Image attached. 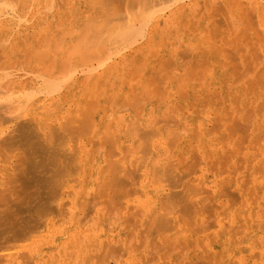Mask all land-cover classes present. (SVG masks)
<instances>
[{"label":"bare ground","instance_id":"obj_1","mask_svg":"<svg viewBox=\"0 0 264 264\" xmlns=\"http://www.w3.org/2000/svg\"><path fill=\"white\" fill-rule=\"evenodd\" d=\"M79 1L0 0V51L4 52V57L14 53V48L21 43L24 45L27 42L23 41V35H28L25 33L28 25L25 14L29 2L38 8V12L52 13L56 18L54 23L62 25L65 23L63 21L70 20L69 24L73 23L77 27L85 25V30L80 29V33L84 34L81 35L82 38L80 36L81 40L78 38L77 41L76 38L74 41L80 49L76 44L73 49L79 51L81 57L79 54L78 56L82 59L77 57L79 63L69 66L67 58L70 56H64L68 64H58V70L61 71L59 73L57 70L59 74H54L56 78H43V82L38 84L37 81L14 77L8 71H0V264H111L110 261L116 264H145L147 259L152 263V258H149L151 255L147 257V254L135 253L144 246V238L141 241L138 238V233H142L143 229H146L144 237L152 240L149 245L152 246L153 241L154 245L158 244V247L155 245L158 253L166 248L164 254L167 255L168 247L171 251H179L180 248L182 251L184 248L185 252L193 249V252L187 251L186 255L181 253L182 257L179 255L177 258L180 262H185V256L189 255V258L194 259L189 261L191 264H264V141L257 137L258 140H254L255 136L252 139V132H248L250 126L245 125L244 121L243 127L242 122L239 124L237 119L235 130L241 132L242 127H246L245 132L241 133L242 144L239 142L241 155L238 158L234 152H229L227 157L224 156L229 146L224 138L227 136H220L219 139L210 136L214 129L217 133V127L222 129L221 125L216 121L217 124L214 121V125L209 124L208 113L200 114L199 107L197 110L191 105L192 101L183 100L186 93L189 97L197 93L196 86H191L197 81H194L197 67L193 62L195 70L191 67L188 69L194 72H183L176 57L181 45L176 47L174 40L169 43L166 32L171 18L181 20L180 11H186L184 1L187 0H82L80 4ZM237 3L238 1L235 2L237 7L243 6L242 2ZM258 3L257 0L254 1V4ZM211 5L214 10H220L219 13L212 11V21L218 26L213 25L212 36L207 34L210 30L202 28L201 22L205 17L202 13L203 6H200L194 21L190 20L187 25L189 28L192 25L194 31L199 32V42L193 41L191 48L182 52L184 59L189 55L195 56L197 53H191L196 49H205L204 44L214 43V39L209 40L210 37H221V42L225 39L228 43L232 41L230 44L233 39L237 41L240 37L238 32L235 33L238 37L234 35L236 39L228 32L233 20L223 17L226 7ZM248 7L247 13L242 10L243 15L238 9V19L242 18L241 24H246L245 34L243 33L245 38L249 28H256L257 33L253 31L255 35L264 36V12H253L252 15L253 7L250 10ZM225 12L227 15V11ZM210 13L207 15L212 16ZM220 13L222 16L219 17L228 21H220L217 16ZM218 21L222 27L225 26L223 31ZM111 22L114 23L109 27ZM45 28L39 30L47 33ZM71 28H66L68 32L60 29L65 31L59 32L63 34H58L59 39L55 36L56 40L49 35L50 40H44L45 36L40 34L46 49L42 50V44L40 49L43 52L36 47L34 48L39 53L30 48V51L37 53L34 52L35 57L31 55L29 60L36 59L38 54L37 59L42 58L41 55L45 59L49 41H56V45L51 41L52 48L56 49L55 46L61 42L64 34H73ZM192 28L190 31H193ZM226 34L228 38L225 37ZM84 36L93 37V40L97 37L96 41L101 38V44L105 42L106 45H100L95 53V46L90 48V41ZM30 38L32 36L29 40ZM82 40L85 42H81ZM223 42L225 43L224 40ZM84 43L85 47L82 46ZM61 44L56 50L52 49L53 53L58 52ZM71 44V51L68 53L74 54ZM26 47L29 51V45ZM217 47L214 48L218 50V56L224 57L226 54L227 60L223 64L232 63L233 54L230 55L227 49L226 53L221 49L224 52L222 56ZM245 47L243 46L244 49ZM243 48L240 45L239 51ZM207 49L203 50L204 53L208 52ZM212 51L209 53L217 55L216 51ZM204 53L199 55L204 56ZM98 54L100 57L96 61L92 56L97 57ZM29 55L27 53V59ZM59 56L57 55L58 58ZM218 56L213 59L216 58L219 63L225 61L222 58L220 62ZM259 56L261 58L258 55V59ZM51 58L48 59L49 62L54 63V58L50 61ZM92 59L96 61L95 65L91 63L94 61ZM180 59L181 62L184 60ZM204 59L198 60V64L202 63L198 69L203 64L204 68H208L205 65L210 63ZM50 64L43 66L47 68L46 71L43 68L44 71H39L51 74L54 64ZM249 65L245 66L246 71L249 70ZM35 68L33 67L34 70ZM147 68L152 71L151 74ZM204 68L201 70L203 74H200L202 77ZM208 73L212 77L217 74V70H209ZM259 75L256 74V81L252 78L254 83H260L262 77ZM171 77L176 81L178 78L182 79L180 83L185 87H181L187 88L184 92L180 87L184 94H180L181 90L178 94L184 96L175 98L174 90L165 85V80ZM212 82L215 83V79ZM180 83L177 81L178 85ZM253 87L251 86L252 89ZM177 90L179 86L176 93ZM231 95L235 100L238 94ZM246 122L249 123L250 120ZM230 125L228 124L229 127ZM222 134L224 135V129ZM200 161L202 166L199 165ZM182 163L185 165V173L184 169L183 173L180 172ZM180 185L183 188L177 191L176 188H180ZM164 189L169 192L160 196L159 191ZM260 190L262 195L260 192L258 202L253 203L258 198L255 193ZM249 199H252L251 202ZM104 209L105 212L114 211V218L115 214H119L117 222L109 223L111 212H107V217ZM129 229L138 241L134 243L131 235L132 244L128 247V243L120 240L119 235L125 234ZM150 248L147 250L152 251ZM152 257L162 258L160 254ZM186 261L188 262V258ZM155 262L159 263L158 260ZM169 262L173 264L170 259ZM187 262L184 264H188ZM179 263L177 261L176 264Z\"/></svg>","mask_w":264,"mask_h":264},{"label":"rangeland","instance_id":"obj_2","mask_svg":"<svg viewBox=\"0 0 264 264\" xmlns=\"http://www.w3.org/2000/svg\"><path fill=\"white\" fill-rule=\"evenodd\" d=\"M84 1V0H83ZM82 0H80L79 1V4L81 3V2H83ZM152 1V0H151ZM153 1H155V0H153ZM202 1V2H201ZM224 1H225V3H224ZM230 0H228L227 2H229ZM233 3H232V2ZM230 2H231V4H233L232 6H231V4H230V2L227 4V2H226V0H187V1H184V4H186V11H180V14H182V18H181V20H179V19H176V17H173V18H171L170 19V21L168 22V28H167V32H166V35H167V38H168V40L167 41H169V43H172V42H174L175 43V45H176V47H178L179 46V44L181 45V46H179L180 48H178V50H179V52H177L179 55H177L176 57H177V59L180 61L179 63H180V66L181 67H183L182 68V70L184 69V71L183 72H185L186 70H189L188 69V67L190 68H194L195 66L197 67V70H195V68L193 69V70H195V74H197V76H193L194 77V81L195 80H197V81H195V82H193L192 84H191V86L192 85H195L196 86V92L197 93H195V95L197 96H195V95H192V96H188L187 95V93H186V95H185V97H182V96H184V95H180V94H182L183 93V91L181 90V88L183 87V85L180 83V79L178 80L177 79V81H178V83H180V85H178L177 84V81H176V79H172V77L169 79H166L165 81H167V82H165V85L166 86H168V87H170L172 90H174V96H175V98L176 97H182L183 98V100L185 101V102H188V101H192V103L193 104H191V105H193L192 107L193 108H195V109H197L198 110V107H199V111H200V114H203V113H208V118H209V124H211L213 121L215 122H217V123H219V126L221 125V127H222V129H224V135L222 134V129L221 128H219V127H217V128H219V129H217L216 128V131H217V133H215V127L213 128L214 130L211 132V138L212 137H214L213 139H215V137H216V139H219V137L220 138H222V137H224V136H227V138L226 137H224L225 139H226V141H228V144H229V146L227 147V149H226V153L224 154V156H226L227 157V153H229V152H234V154L239 158V156L241 155V147H240V145L242 144L240 141H241V139H242V137H241V133L243 132H245V129H246V127L243 129V127H244V124H243V122L245 123V125H249L250 126V128L252 129H250L248 132H252L251 133V137H252V139H253V137H254V140H256L257 138H259V140L260 141H264V107H262V106H264V104H262V103H264V83H262V82H264V68H262V67H264V41H261V40H264V36H262L261 37V35L259 36V34H256L255 35V33L253 32V31H255L256 32V28L255 29H248L247 31L250 33H246V34H248L249 35V37H248V35H247V38H245V27H244V24H241L242 22H240V20L242 19H238L239 17V13L240 12H238V9H239V11H241L242 12V10L244 9V12H246V10H247V7H248V9L250 10V7H253L252 9H251V11H252V15H254V13L253 12H255V14H257L258 12H261V10H262V12H264V0H257L259 3H258V5L257 4H254V1L255 0H244V2H243V0H236V1H233V0H231ZM238 1V3L239 2H242L243 4H241V5H243V6H241L240 8L239 7H237V5L235 4V2H237ZM199 2H201V3H199ZM237 3V4H238ZM245 3V4H244ZM248 3V5H246ZM250 3V4H249ZM200 4V5H199ZM202 4V5H201ZM206 4V5H205ZM211 4H213V5H217V6H219V5H223L222 6V8H224V6L226 7L225 9V11H227V15H226V12L224 11L223 13H222V15H223V17L225 18V19H229V21L230 20H233V24H231V22H230V24H231V26L230 27H228L229 29H228V32H230V33H232V35L234 36V35H236L235 33H239L238 34V36H240V37H238L237 35V37H238V39H237V41L235 40L234 41V39L233 38H235V36L232 38L233 39V43L232 44H234V46L232 45V44H230L232 41H230V43H228L229 41L228 40H225V39H223L224 41H225V43L223 42V40H222V42H221V37H210V39L209 40H213L214 41V43L212 42V43H209V44H204V48L206 49V48H208L207 50H208V52H206L205 51V53H204V51L203 50H205V49H199L200 51H198V49H196V50H194L191 54H193V53H197L195 56H192V55H189V57L187 56V58L186 59H184L185 57L183 56V51L184 50H186V49H188L189 50V48H191V45H192V43H193V41H197V42H199V37H197V36H199L198 35V33L199 32H197V31H194V28H192L191 26H190V28H192L193 29V31L191 30L190 31V28H189V26H187V25H189L188 23H189V21L191 20V21H194V19H195V16H196V14H198L197 13V11H199L198 10V8L200 9L202 6V13L204 14V19H203V21L201 22V25H202V28L204 29V30H208V28H209V30H210V32H208L207 34H209L210 36H212L213 35V32H212V27H213V25H215L216 23H214L212 20L214 19V15H213V13L214 12H212L215 8L211 5ZM227 4V5H226ZM31 7H30V6ZM253 5V6H252ZM33 6H35L34 4H32V3H27V8H26V14L25 15H27V17H26V23L28 24L27 26H26V28H25V33L26 34H28V35H26V37H25V35H23L22 37H23V41H26L27 40V42H25L24 43V45L21 43L20 45H18L17 47H15L14 48V50H13V52L14 53H12V54H5L6 56L4 57V56H2V55H4V52H2V51H0V64H2V65H0L1 67V69H0V71H8L9 73H11L14 77H18L19 79H21V80H25V79H27V80H29V81H37L38 82V84L41 82H43V80H45L46 78H50V77H53V78H56L57 76H54V74L57 72V70H58V66L59 65H63V63L64 64H68L69 63V66L72 64V63H79V61L82 59V58H80L81 56H80V54L77 52V51H75V50H73L74 48H75V44L77 45V43H75L74 41H76L75 39L77 38V41H79V40H81V38H82V36L81 35H84V34H81L82 32H81V30H82V28L85 30V25H80L79 27H77V25H74L73 23L72 24H69L70 23V20L69 21H63V22H65L64 24H62L61 25V23L60 24H58V22H55V23H57V24H55L54 23V21H56V18H54V15L52 14V13H47V12H44V11H39L38 12V8L35 6V8L33 7ZM201 6V7H200ZM217 6H215V7H217ZM239 6H240V4H239ZM259 6H261L262 7V9L259 7ZM30 7V8H29ZM212 7H213V9H212ZM211 8V9H210ZM220 8H221V6H220ZM235 8H237V10L235 9ZM36 9V10H35ZM30 10V12H28ZM210 10H211V13H210ZM232 10V11H231ZM235 10V11H234ZM260 10V11H259ZM214 11H218V13L220 12V10H219V8H218V10H214ZM234 11V12H233ZM250 11V12H251ZM258 11V12H257ZM36 12V13H35ZM210 13V15H212V16H208L207 15V13ZM237 12V14H235ZM217 13V12H216ZM247 13V12H246ZM245 13V14H246ZM33 14V15H32ZM37 16H39V17H36V15ZM233 14H235V15H233ZM242 15H243V12L241 13ZM244 14V15H245ZM31 15V16H30ZM35 15V16H34ZM216 15V14H215ZM221 15V13H220V15H218L217 14V16L219 17V16H222ZM242 15H240L241 17H243L244 18V16H242ZM47 16V17H46ZM217 16H215V19L216 20H218L217 19ZM181 17V16H180ZM234 17V18H233ZM220 18V17H219ZM224 18H220L221 20L220 21H222L223 20V22L225 23V21H228V20H225ZM46 19V20H45ZM55 19V20H54ZM101 19H102V17H101ZM52 20H53V22H52ZM169 20V19H168ZM43 21V22H42ZM220 21H218L217 23H219L220 24V26H221V23H220ZM179 22V23H178ZM187 22V23H186ZM213 22V23H212ZM30 23V24H29ZM37 25H36V24ZM113 23L114 22H111V25H109V27L110 26H112L113 25ZM177 23L179 24V26L177 25ZM182 23H183V25H182ZM223 23V24H224ZM32 24H34V25H32ZM89 25H91V23H88ZM193 24H194V22H193ZM210 24H211V26H210ZM222 24V25H223ZM61 25V26H60ZM70 25H71V27L73 28V34L72 35H63L62 37H63V39H61V37H60V41L62 42V44H61V42H58V45L57 46H59V43L61 44L60 45V47H59V49H58V52L56 51V52H54L53 53V51H52V47H53V44H52V42L55 44V42L54 41H52V40H54L55 38L56 39H59V37H58V34L59 35H62V34H60L59 32H63V31H65V30H60V29H68L69 30V28H71L70 27ZM186 25V26H185ZM246 25V24H245ZM248 25V24H247ZM40 26H44V27H46L47 28V33L46 32H41L40 30H43L44 29V27H40ZM53 26V27H52ZM180 26H182V27H180ZM215 26H218V24L217 25H215ZM38 27V28H37ZM51 27V28H50ZM180 27V28H179ZM184 27H186V28H184ZM242 27V28H241ZM244 27V28H243ZM41 28V29H40ZM45 28V29H46ZM55 28V29H54ZM71 28V29H72ZM220 28H222V31L225 29V26L224 27H220ZM224 28V29H223ZM40 29V30H39ZM53 29V30H52ZM66 29V30H67ZM70 29V30H71ZM81 29V30H80ZM241 29V30H240ZM244 29V30H243ZM68 30L66 31V32H68ZM172 30V31H171ZM220 30V29H219ZM239 30V31H238ZM38 31V32H37ZM75 31V32H74ZM171 31V32H170ZM178 31V32H177ZM179 31H180V33H179ZM241 31V32H240ZM257 31H258V29H257ZM38 33V36H37V33ZM41 32V33H40ZM51 32V33H50ZM52 32H54V33H52ZM70 32V31H69ZM81 32V33H80ZM177 32V33H176ZM233 32H234V34H233ZM31 33V34H30ZM48 33H50V34H48ZM65 33V32H64ZM70 33H72V31L70 32ZM69 33V34H70ZM85 33V32H84ZM203 33V32H202ZM215 33V32H214ZM224 33H226V30L224 31ZM244 33V34H243ZM257 33V32H256ZM259 33H261L260 31H259ZM35 34H36V36H35ZM43 35V36H45L44 37V40H50V37L52 36L54 39H52L51 41H49V45L47 44V42H46V45H48L47 46V53L46 54H48L47 56H45V59H44V57H43V55H41L42 56V58L41 57H39V58H41V59H37V57L40 55V54H38V56L36 57V59L34 58L33 60L32 59H30L29 60V58H32V56H34L38 51H41V49H40V46H41V44H42V50H44V49H46V47H45V42H44V40H43V36H42V38H40L41 37V35ZM222 34V33H221ZM228 34V33H227ZM227 34H226V36L225 37H227L228 38V36H227ZM50 37H49V36ZM170 35H172V36H170ZM183 35V36H182ZM218 35V34H217ZM223 35V34H222ZM243 35V36H242ZM30 36H32V38H30V40H29V37ZM35 36V37H34ZM48 36V37H47ZM76 36H78V37H76ZM80 36H81V38H80ZM178 37V38H176V37ZM202 36V35H201ZM208 36V35H207ZM219 36H221V35H219ZM224 36H222V37H224ZM51 37V38H52ZM69 37V38H68ZM176 38V40L174 39V38ZM209 37V36H208ZM230 37H232L231 36V34H230ZM245 38V39H243V38ZM27 38V39H26ZM45 38H47V39H45ZM68 38V39H67ZM78 38H79V40H78ZM83 38H86L88 41H90V48H92L91 46L93 45V46H95V48H94V51H96L95 53H97L98 52V47L100 46V45H102L103 44V46H105L106 45V43L104 44L103 42H102V44H101V38L99 39V41L97 40L96 41V38L97 37H95V39L93 40V37H88V36H84ZM92 38V39H91ZM186 38V39H185ZM226 38V39H227ZM43 40V41H40V40ZM55 39V40H56ZM218 39H220V41L218 40ZM231 39V38H230ZM229 39V40H230ZM231 39V40H232ZM236 39V38H235ZM37 40H39L38 41V43L36 42ZM84 40V39H83ZM81 41V42H85V41ZM174 40V41H173ZM178 40V41H177ZM216 40V41H215ZM249 40V41H248ZM57 41H59V40H57ZM72 41V42H71ZM96 41V42H95ZM171 41V42H170ZM182 41V42H181ZM185 41V42H184ZM228 41V42H227ZM243 41H245V42H243ZM256 41V42H255ZM28 42H29V44H28ZM31 42H33V43H31ZM41 42V43H40ZM73 43V44H71V43ZM80 42V43H81ZM87 42V41H86ZM92 42V43H91ZM93 42L94 43H97L96 45H94L93 44ZM238 42V43H237ZM262 43V45H261V43ZM34 43H37L36 45L34 44ZM79 43V42H78ZM223 43V44H222ZM228 43V44H227ZM34 44V45H33ZM64 44H65V46H64ZM70 44L72 45V52H76L77 54H75V52H74V54L72 53V54H69L68 52H70L71 51V47L69 48V46H70ZM88 44V45H89ZM214 44V45H213ZM29 45V51H28V49H27V47L26 46H28ZM31 45V46H30ZM43 45H44V47H43ZM56 45V44H55ZM54 45V46H55ZM80 46H81V44H79ZM213 45V46H212ZM219 45V46H218ZM240 45L242 46V48H243V46H246L245 47V49L243 50L242 49V51L240 50L239 51V47H240ZM255 45H257V49H255ZM57 46H55V48L57 49L58 47ZM78 46V45H77ZM82 46H86L85 45V43H84V45H82ZM102 46V47H103ZM203 46V44H201V47ZM218 46V47H217ZM253 46H254V49H252L253 48ZM34 47H36V48H38V51L34 48ZM79 47V46H78ZM77 47V48H78ZM188 47V48H187ZM214 47H217L218 49H220V51H221V49H222V51H225V53H226V51L228 50V51H230V55H234V58H233V55L230 57V55H229V57L231 58V62L232 63H230V62H228V64L226 65H224L223 63H226V54L224 55V52H222V56L224 55V57H221V56H218V50H215L216 48H214ZM223 47V48H222ZM30 48H31V50L33 49V50H36V51H34L35 52V54L33 55V51H30ZM200 48V47H199ZM210 48V49H209ZM235 48V49H234ZM27 49V50H26ZM56 49H53V50H56ZM69 49V50H68ZM78 49H80V47L78 48ZM104 49V48H103ZM225 49V50H224ZM227 49V50H226ZM234 49V50H233ZM252 49V50H251ZM26 50V51H25ZM60 50V51H59ZM90 51H91V49H89ZM165 51H168L167 49H164ZM180 50H181V53H180ZM212 50H214V51H216L215 53L217 54V55H214V53L212 54V53H209L210 51H212ZM254 50V51H253ZM258 50V51H257ZM49 51V52H48ZM66 51H67V53H66ZM89 51V52H90ZM93 50L91 51V52H94ZM236 51V52H235ZM239 51V52H238ZM253 51V52H252ZM31 52H32V54H31ZM41 52H43V51H41ZM40 52V53H41ZM62 52V53H61ZM183 52V53H182ZM186 52H189V51H186ZM213 52V51H212ZM27 53H29L30 55L28 56V59H27ZM39 53V52H38ZM50 53V54H49ZM200 53H204V56L202 55V56H200L199 54ZM43 54V53H42ZM53 54V55H52ZM59 54H60V56H59ZM64 54V55H63ZM65 54H67V55H65ZM78 54H79V56H78ZM180 54H181V56H180ZM187 54V53H186ZM207 54H209L208 55V57H207ZM229 54V53H228ZM227 54V55H228ZM254 56H253V55ZM256 54V55H255ZM18 55H19V57H18ZM32 55V56H31ZM57 55L59 56V58L57 57ZM92 55V54H91ZM197 55H198V57H197ZM220 55V54H219ZM258 55H261V58H260V56H259V59H258ZM26 56V57H25ZM51 56L54 58H51ZM64 56H66V57H68V56H70V57H68L67 59H69V61H68V63L67 62H65V59H66V57H64ZM95 56V55H94ZM92 56V58H94L96 61H97V59H99V57H100V55L98 54L97 55V57L95 56ZM215 56H218L219 57V60H220V62L224 59L225 61H222V63H219L218 62V60H216V58L215 59H213ZM237 58H236V57ZM245 56H247V58L249 59V61H251V62H249L248 61V59L245 57ZM254 58H253V57ZM23 57H25L24 59H23ZM35 57V56H34ZM48 57V58H47ZM62 57H64V58H62ZM77 57H79L80 58V60H79V58H77ZM180 57L181 58H183L182 60V62H181V59H180ZM191 57V58H190ZM200 57V58H199ZM228 57V61H229V58ZM256 57V58H255ZM47 58V59H46ZM51 58V60L50 61H52V59L54 60V63H53V61L52 62H49V60L48 59H50ZM198 58V59H197ZM203 58H205L204 60H208L209 61V63L210 64H206L205 66H207L208 68H209V70L210 71H213V69L215 70H217V74H213L214 76H212L211 77V73H208L209 72V70H208V68H204L203 66H204V64H203V66H201V69H198L199 67L198 66H200L201 64H200V62H199V64H198V60L199 61H203ZM210 58H211V60H210ZM223 58V59H222ZM235 58L237 59V61L235 62ZM8 59V63L6 62V60ZM12 61H10V60ZM14 59H16V60H14ZM26 59L28 60V61H26ZM59 59H60V61H59ZM70 59L71 60H73V61H70ZM94 59H92V60H94ZM189 59V60H188ZM191 59V60H190ZM202 59V60H201ZM222 59V60H221ZM246 59V60H245ZM257 59V62H255V60ZM5 61V62H3V61ZM18 60V61H17ZM25 60V61H24ZM35 60V61H34ZM37 60V61H36ZM74 60H76V61H74ZM91 61V63L93 64L94 63V65H95V63H96V61ZM2 61V62H1ZM13 61H14V63H13ZM21 61V62H20ZM24 61V62H23ZM33 62V64H32V62ZM40 61H42V63L40 62ZM49 62V63H53L54 64V67H53V69L51 70V74H49V72H46V73H42L41 71H39V70H41L42 68L43 69H45V71H46V69L47 68H44L43 66H45V67H47V65L49 64H47L46 65V63L47 62ZM59 61V62H58ZM67 61V60H66ZM187 61V62H186ZM235 63H234V62ZM248 62L247 64L245 63V62ZM24 64H23V63ZM39 62V63H38ZM58 62V63H57ZM60 62H62V64L60 63ZM89 62V61H88ZM189 62V63H188ZM194 62V63H193ZM205 62V61H204ZM212 62H213V64H212ZM13 63V64H12ZM26 63V64H25ZM42 65H41V64ZM60 63V64H59ZM90 63V62H89ZM89 63H87V64H89ZM187 63V64H186ZM192 63H193V65H195V66H193L192 65ZM196 63H197V65H196ZM206 63V62H205ZM208 63V62H207ZM12 64V65H11ZM15 64V65H14ZM50 64V65H51ZM52 64V65H53ZM59 64V65H58ZM220 64H223V65H220ZM8 65H10V66H8ZM193 67H192V66ZM212 66V68H211V66ZM246 65H249L250 66V68H251V71H249L250 70V68H249V70H245V66ZM32 66V67H31ZM35 66H37L36 68H35ZM151 66H152V64H151ZM249 66H247V68L249 67ZM10 67H12V68H10ZM31 67V68H30ZM33 67L35 68V70L33 69ZM48 67H50V66H48ZM60 67H62V66H60ZM59 67V68H60ZM150 67V66H149ZM148 67V68H149ZM153 68H154V66H152ZM204 68V71H205V73H204V75H203V77L202 76H200V74L202 75L203 73V71H201V70H203V68ZM234 67V68H233ZM236 67V68H235ZM242 67V68H241ZM8 68V69H7ZM147 68V69H148ZM262 68V69H261ZM42 69V70H43ZM62 69V68H61ZM149 69H151V68H149ZM149 69L147 70V71H149ZM212 69V70H211ZM154 70V69H153ZM173 70H175V69H173ZM193 70H189V71H191L190 72V74H192V72H194ZM235 70V71H234ZM246 72H245V71ZM39 71V72H38ZM44 71V70H43ZM60 71L61 70H58V72L60 73ZM166 71V70H165ZM56 73V74H59V73ZM234 72H236V73H234ZM26 73H28L27 75H26ZM40 73V74H39ZM53 73V74H52ZM149 73L151 74L152 73V71L150 70L149 71ZM162 73H164V71L162 72ZM189 73V72H188ZM188 73H186V74H188ZM213 73V72H212ZM219 73V74H218ZM241 75H240V74ZM260 74L259 76H261L262 78L260 79V78H258L257 80L259 81V79H260V83H254L253 82V80H254V78H256V74ZM35 74V75H34ZM38 74V75H37ZM194 74V73H193ZM206 74V75H205ZM207 74H208V76H207ZM223 74V76H221ZM48 75H50L49 77H48ZM200 76V77H199ZM38 77H40V78H38ZM220 77V78H219ZM242 77V78H241ZM257 77H258V75H257ZM30 78V79H29ZM44 78V79H43ZM200 78V79H199ZM224 80H223V79ZM252 78H253V80H252ZM41 79H43V80H41ZM215 79V83H213L212 81ZM217 79V80H216ZM168 80H169V82H168ZM182 80V79H181ZM172 81V82H171ZM207 81V82H206ZM220 81V82H219ZM225 81V82H224ZM229 81H231V83L229 82ZM236 81V82H235ZM254 81H256V80H254ZM182 82V81H181ZM184 82V81H183ZM199 82H201V83H199ZM235 82V84H233ZM168 83V84H167ZM228 83V84H227ZM177 84V86L175 87L174 85H176ZM198 84H200V85H198ZM181 85H182V87H181ZM211 85V86H210ZM229 85H231L230 87H229ZM233 85V86H232ZM258 85V86H257ZM178 86H179V90H177L178 92L176 93L175 91H176V88L178 89ZM226 86V87H225ZM251 86L253 87V89L251 88ZM260 86V87H259ZM175 87V88H174ZM181 87V88H180ZM185 87V86H184ZM183 87V88H184ZM205 87V88H204ZM228 87H229V90H228ZM182 88V89H183ZM187 88V87H186ZM186 88L185 89H183L184 90V92L186 91ZM227 88V89H226ZM246 88H249L248 90H246ZM202 89V90H201ZM217 89V90H216ZM228 90V91H226V90ZM180 90L182 91L180 94H178L179 92H180ZM237 90H239V92L237 91ZM244 90V91H243ZM137 91H139V90H137ZM205 91V92H204ZM234 91H236V92H234ZM247 91H248V93H247ZM230 92V93H229ZM232 92V93H231ZM138 93V92H137ZM239 93L241 94L242 93V95H239ZM245 93V94H244ZM247 93V94H246ZM260 93V94H259ZM184 94V93H183ZM199 96H198V95ZM228 94H230L229 96H228ZM231 94H234V96H235V94H238L239 95V97H238V95H236L237 97H236V99L234 100V97H232L233 95H231ZM194 96V97H193ZM218 96V97H217ZM241 96V97H240ZM249 96H251V97H249ZM195 97H196V99H195ZM198 97H199V99H198ZM205 97V98H204ZM237 98H239L238 100H237ZM241 98V99H240ZM192 99V100H191ZM247 99V100H246ZM233 100V101H232ZM234 101H237L236 102V104H234ZM241 101V102H240ZM203 103H205V104H203ZM233 103V104H232ZM245 103H246V106H245ZM238 104V105H237ZM203 105H205V106H203ZM201 108V109H200ZM175 109H176V107H175ZM175 109H174V111H175ZM249 109H252L251 111L249 110ZM172 110V109H171ZM261 110V111H260ZM173 111V112H174ZM252 112L253 113V115H252V113L250 114V113ZM174 113H176V111L174 112ZM227 113H229V114H227ZM237 113V114H236ZM261 113V114H260ZM215 114V115H214ZM248 116H246V115ZM213 116V117H212ZM252 116V117H251ZM247 119H246V118ZM249 117H250V119H249ZM220 119V118H222L221 120H218V119ZM223 118H224V120H223ZM214 119V120H213ZM217 119V120H216ZM226 119V120H225ZM235 121H234V120ZM237 119L239 120V124L242 122V124H243V127H242V130L243 131H237V130H235V126L238 124V121H237ZM229 120V122L227 123V121ZM248 120H250V122L248 123V122H246V121H248ZM234 122V124L232 125V123ZM215 122V123H216ZM216 123V124H217ZM228 124L230 125H232V127H233V129L231 128V125H230V127L228 126ZM241 124V125H242ZM211 125H214V123H212ZM211 125H209V126H211ZM147 127L148 126H146V129H147ZM212 127V126H211ZM211 127H208V129H211ZM229 127V128H228ZM248 127V126H247ZM238 129H239V127H237ZM229 129V130H228ZM241 129V128H240ZM220 131V133H219V131ZM233 130V131H232ZM231 133H230V132ZM237 131V132H236ZM228 132V133H227ZM213 133V134H212ZM215 133V134H214ZM219 133V134H218ZM225 133L227 134V135H225ZM232 133H234V134H232ZM217 134V135H216ZM221 134V135H220ZM232 134V135H231ZM259 135V136H258ZM257 137V138H256ZM224 139V140H225ZM223 140V141H224ZM258 140V139H257ZM237 141V142H236ZM239 142L241 143L240 145H239ZM239 145V146H238ZM236 149H235V148ZM239 147V148H238ZM240 149V150H238V149ZM234 150H237V151H234ZM184 164L182 163V170L180 171V172H182L183 173V169H184V166H183ZM199 165H201L202 166V161H200L199 162ZM184 173H185V169H184ZM183 175V174H182ZM187 175V174H186ZM209 176L211 177V175H210V173H209ZM183 184V183H182ZM181 188H183L181 185H180V188H176V190L178 191H180L181 190ZM175 189V188H174ZM167 191V189H164V190H160L159 191V194H160V196H164V195H161V194H167V193H164V192H166ZM167 192H169V191H167ZM261 192V193H260ZM262 195V191L260 190V191H258L257 193H255L256 195L258 194V198L256 197V199H254V201H253V203H257L258 202V199H259V197L261 196L260 194ZM254 194V195H255ZM252 197H254V196H252ZM253 199V198H252ZM251 199V200H252ZM251 200L249 199V201L251 202ZM105 214H107V217H108V213H110L108 210H106V212H105V209H104V211H103ZM108 212V213H107ZM114 212V211H113ZM113 212H111V217H109L108 219H109V223H113L114 221H116L117 222V220L116 219H118V215L119 214H115V216H116V218H114V216H112V214H113ZM109 215V216H110ZM114 215V214H113ZM120 215H121V213H120ZM122 222V225H124L123 224V220L121 221ZM120 221H119V223H121ZM146 227H148V226H146ZM146 229H143L142 230V233H138L140 236H138V238H139V240L141 239V240H143V238H144V246L142 245L141 246V248L140 249H137L136 250V252L135 253H138V254H140V255H145V256H147V257H149L150 255V257L149 258H152V260L154 261H152V263L153 264H157V262H155V261H159V263L158 264H162L160 261H162L163 263L165 262V264H171V262H169V259L172 261V263L173 262H175L176 261V259L179 257V255L182 257V255H186L187 253H189V252H193V249H188L187 251H183L184 250V248H183V250L181 251V248L179 249V251L177 250V249H173V251H171L170 250V248L168 247L167 249H169V252H168V254L167 255H169V253H170V251H171V253H170V255H169V257L167 256V255H165L164 253H166V248L164 249V250H162L160 253H158V251L157 250H155V247L157 246L158 247V244H156L155 243V245H154V241L153 242H151V244H152V246H150L149 245V243H150V241H152L151 240V238H150V240H149V237H144L145 236V234H146ZM143 233H144V235H143ZM129 234V235H128ZM131 235H133V237L131 236ZM120 236V240H122V241H125L126 243H128L127 245H128V247H129V244L131 243L132 244V242H131V237H132V240H133V242L134 243H137V239L138 238H136V236H135V234H131L130 233V229L128 230V231H126L125 232V234H123V235H119ZM126 237V238H125ZM147 240H146V239ZM115 239V238H114ZM130 240V242H129V240ZM140 240V241H141ZM113 242V241H112ZM169 244V246H170V243H168ZM154 245V246H153ZM148 246H150V247H148ZM166 246V245H165ZM131 247V246H130ZM133 247V246H132ZM144 247V248H143ZM154 247V248H153ZM157 247H156V249H157ZM147 248L149 249H151L152 251H150V250H147ZM153 248V249H152ZM171 248H172V245H171ZM147 250V251H146ZM154 250H155V252H156V254H155V252H154ZM176 250L178 251V252H176ZM168 251V250H167ZM175 251V252H174ZM153 254H152V253ZM180 252V253H179ZM187 252V253H186ZM151 253V254H150ZM181 253H182V255H181ZM147 254V255H146ZM161 255L162 256V258L160 257V258H156V259H154L153 257H152V255ZM167 257V258H164V257ZM170 256H171V258H170ZM146 257V258H147ZM164 258V259H163ZM185 258H186V260H187V258H188V262L185 260V262L184 263H190L189 261L190 260H194L193 258H189V255H187V256H185ZM184 257L182 258V259H185ZM181 259V258H180ZM151 260V259H150ZM148 261V259L146 260V263L145 264H152V263H149V261ZM166 261H168L169 263H166ZM177 261H178V263L180 262L179 261V259H177ZM177 261H176V263H177ZM183 262H180L179 264H184ZM110 263L111 264H116V263H113L112 261H110ZM175 263V264H176ZM122 264H124V263H122ZM174 264V263H173ZM191 264V263H190ZM192 264H196L195 262H193Z\"/></svg>","mask_w":264,"mask_h":264}]
</instances>
